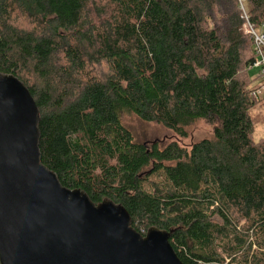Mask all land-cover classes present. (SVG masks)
Segmentation results:
<instances>
[{
  "label": "trees",
  "instance_id": "16d2710c",
  "mask_svg": "<svg viewBox=\"0 0 264 264\" xmlns=\"http://www.w3.org/2000/svg\"><path fill=\"white\" fill-rule=\"evenodd\" d=\"M245 12L264 28V0ZM245 23L239 0H0V74L30 92L41 163L63 187L122 206L142 236L170 233L183 264H264ZM126 117L181 139L201 122L213 133L142 143Z\"/></svg>",
  "mask_w": 264,
  "mask_h": 264
},
{
  "label": "water",
  "instance_id": "95a60500",
  "mask_svg": "<svg viewBox=\"0 0 264 264\" xmlns=\"http://www.w3.org/2000/svg\"><path fill=\"white\" fill-rule=\"evenodd\" d=\"M38 123L28 89L0 74V264H183L170 233L142 236L122 206L63 187L41 163Z\"/></svg>",
  "mask_w": 264,
  "mask_h": 264
},
{
  "label": "rangeland",
  "instance_id": "374dc122",
  "mask_svg": "<svg viewBox=\"0 0 264 264\" xmlns=\"http://www.w3.org/2000/svg\"><path fill=\"white\" fill-rule=\"evenodd\" d=\"M247 4L245 5V7ZM264 33V28L259 29L258 33ZM247 77L250 81L255 80L251 83L250 88L255 89L260 86L261 79H259V72L254 68H250L247 72ZM254 129H255V140L264 139V109L262 107L255 106L250 112ZM123 125L131 132L133 138L137 142L151 143L158 141L161 144H166L172 141L177 142L180 146L189 148L193 143L198 142L202 139L209 138L213 133V126L208 125L204 122L198 123L191 127L187 132V137L181 139L174 133L164 129L163 127L145 124L134 117H126L123 119ZM151 183L163 184V178L160 176H153L150 178ZM145 189L149 190L150 185L145 184ZM215 250L220 251L221 241L215 242Z\"/></svg>",
  "mask_w": 264,
  "mask_h": 264
},
{
  "label": "built area",
  "instance_id": "2783aa9c",
  "mask_svg": "<svg viewBox=\"0 0 264 264\" xmlns=\"http://www.w3.org/2000/svg\"><path fill=\"white\" fill-rule=\"evenodd\" d=\"M240 10L243 13L245 20L244 33L249 35L253 40V52L254 61L252 68L258 70L259 79H261L260 86L252 92L253 98L261 104L264 108V33H258V31L248 22V18L245 12V5L247 0H239Z\"/></svg>",
  "mask_w": 264,
  "mask_h": 264
}]
</instances>
